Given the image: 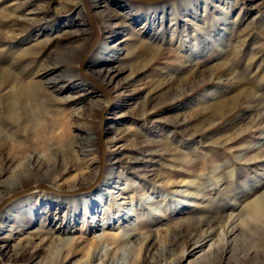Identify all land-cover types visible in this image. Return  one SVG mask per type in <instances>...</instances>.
<instances>
[{"label":"rangeland","instance_id":"obj_1","mask_svg":"<svg viewBox=\"0 0 264 264\" xmlns=\"http://www.w3.org/2000/svg\"><path fill=\"white\" fill-rule=\"evenodd\" d=\"M28 48L50 67L44 69V129L53 134L44 147L33 145L43 154L44 172L50 168L40 184H51L49 177L65 167L62 138L79 137L77 149L90 153L89 160L73 153L67 178L93 161L96 171L85 181L92 187L115 166L122 187L133 174L157 180L161 188L149 192L158 206L194 192L177 217L152 223L161 237L205 219L201 206L224 215L228 230L247 221L246 189L259 195L264 182V0H0V70L25 68L29 62L16 52ZM50 77L60 80L49 84ZM10 131L0 134V167L3 161L8 168L0 177V206L25 194L10 191L9 170H29L9 159L25 139L19 128ZM212 168L224 176L222 195L209 186ZM164 176L177 183L165 199ZM195 186L207 187L204 199L197 201ZM58 207L44 203L36 221L10 239L0 264H124L122 252L89 237L62 241L73 228ZM241 228L233 251L212 264H264V222ZM213 229L223 233L221 226ZM209 239L195 236L191 243Z\"/></svg>","mask_w":264,"mask_h":264},{"label":"bare ground","instance_id":"obj_2","mask_svg":"<svg viewBox=\"0 0 264 264\" xmlns=\"http://www.w3.org/2000/svg\"><path fill=\"white\" fill-rule=\"evenodd\" d=\"M68 22L74 24L76 21L70 16ZM101 47L105 51L110 48L108 43H101ZM35 51L34 48H28L16 52V59L29 62L21 71L10 73L5 68L0 70V92L6 91V94L0 98V134L7 129L11 131L13 128L20 129L25 139L23 142H17V145L11 146L9 159L11 161L16 159L29 168L26 171L27 174L18 166L9 170L12 186L10 191L22 189L25 194L5 206H0V211L3 214L0 224V253L7 251L10 247V239L15 236L16 231H25L36 221L38 210L44 203L47 205L56 203L63 216L67 217L68 224L73 228L69 238L62 241L69 243L79 238L89 237L94 242L105 244L109 247L107 249L115 255L122 252L124 264H183L188 259H190V264H212L221 259L224 254L233 251L240 235V228L242 225L244 226L245 222H264L263 182L262 192L259 195L253 193V188L247 187L246 189L250 195L249 198H251L245 206L247 221H242L228 230L227 224L226 227L222 224L224 215L217 213V215L211 216L207 206H201L199 213L204 212L205 219L197 221L193 228L186 232L179 230L172 234L167 231L161 237V234H156V230H152V223L159 224L164 220L169 221L177 217V213L183 211L181 205L186 207L187 202L194 197V192L187 194L185 200L175 202V199H172L175 204L169 202L158 206L150 201L153 193L149 192L151 189L154 191L161 188L159 185H155L157 180L143 179L139 174H133L125 178L129 184L122 187L120 186L121 179L114 172L115 166H111L112 169L108 170L100 185L92 187L85 181L92 178L96 171L92 168L93 161L87 165L86 169L67 178L66 175L71 174L69 164L73 162V153H81L84 162L89 160L88 154L90 153L77 149V143L81 141L79 137L75 139L62 138L60 150L62 163L60 165L65 164V167L61 169L60 173L49 177L51 184L46 186L40 184L39 181L47 177L46 173L50 171V168L44 172L43 154H39L33 145L39 141L38 145L44 147V137L51 139L53 132L44 129V110H47L44 101V69H47L48 65H44L42 55L31 57ZM118 51L113 48L115 55ZM115 55L113 58H116ZM38 74H40V79L36 77ZM47 79L49 84L55 85L59 82L60 77ZM11 131L10 133H12ZM12 134L14 135V133ZM55 154V151H51L46 157L50 160ZM4 163L1 162L0 177L8 172ZM99 171L100 169L97 170L95 178ZM211 173V178L208 180L209 186L218 189L222 195V189L219 190V187L223 185L224 176L217 172V168H212ZM235 178H237V174L231 177L232 180ZM162 179L165 180L167 189L165 199L171 193V188L177 183L170 176H164L160 180ZM113 184L119 188L117 193L112 188ZM64 185H67L66 189H64ZM194 188L197 193V201L204 199L208 194L206 186H195ZM128 205L132 207L129 208ZM228 220H232L231 215ZM100 223H102V232L97 233V230L100 229L96 228ZM217 225L223 228V233L214 235L213 228ZM58 236L62 238V234ZM195 236L210 239L205 244H197V242L192 244L191 240ZM34 242L35 240L28 244L31 245ZM191 244L193 248L190 250ZM36 246L34 245L35 248Z\"/></svg>","mask_w":264,"mask_h":264},{"label":"water","instance_id":"obj_3","mask_svg":"<svg viewBox=\"0 0 264 264\" xmlns=\"http://www.w3.org/2000/svg\"><path fill=\"white\" fill-rule=\"evenodd\" d=\"M144 1H152V0H144Z\"/></svg>","mask_w":264,"mask_h":264}]
</instances>
